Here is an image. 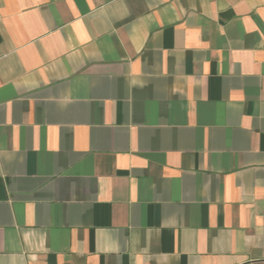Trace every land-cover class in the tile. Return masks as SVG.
<instances>
[{
	"label": "crops",
	"instance_id": "0c3cea01",
	"mask_svg": "<svg viewBox=\"0 0 264 264\" xmlns=\"http://www.w3.org/2000/svg\"><path fill=\"white\" fill-rule=\"evenodd\" d=\"M0 264H264V0H0Z\"/></svg>",
	"mask_w": 264,
	"mask_h": 264
}]
</instances>
